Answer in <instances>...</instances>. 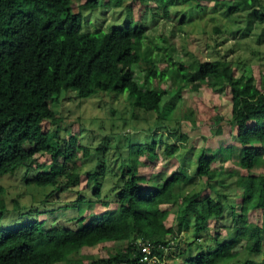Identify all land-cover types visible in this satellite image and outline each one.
<instances>
[{
  "label": "trees",
  "instance_id": "16d2710c",
  "mask_svg": "<svg viewBox=\"0 0 264 264\" xmlns=\"http://www.w3.org/2000/svg\"><path fill=\"white\" fill-rule=\"evenodd\" d=\"M126 1L85 0L76 12L74 0H0V178L23 169L26 189L34 185L42 190V209L57 204L77 212L85 202L91 204L87 208L96 203L107 206L99 214L78 218L71 228L52 225L45 229L34 218L24 220L17 203L13 212L20 218L13 220L0 204V264H80L76 254L102 242H125L126 247L90 264H236L243 252L262 258L242 264H264V80L257 84L251 76L236 77L220 52L188 69L178 63L166 75L150 59L151 52L142 50L146 12L169 18L173 9L181 15L180 25L197 24L203 34L210 29L208 35L215 47L220 40H227L231 21L242 11H250L251 22L263 35L264 0H210L211 5L202 4V0ZM131 2L138 6V16L124 27L94 32L85 29V11L135 6ZM206 16L213 22L210 28ZM132 65L142 70V85ZM164 78L170 80L168 89L152 87L153 80ZM203 83L212 84L215 92L230 90L231 118L225 129L229 135L234 133L237 160L231 147H219L218 153L200 149L198 156L194 149L185 151L189 136L182 131V120L160 116V102L175 85L177 90L183 84L198 89ZM68 93L71 96L66 100L79 101L101 94L115 98L125 94L132 109L157 113L155 127H147L140 135L135 134L137 129L124 134L127 127L123 126L137 119L123 118L113 145L107 136L99 143L92 141L91 130L82 131L79 137L61 136L59 124L66 115L57 111V104ZM102 119L95 121L104 126ZM45 122L56 129L45 130ZM190 124L195 122L191 119ZM224 132L218 125L215 134ZM177 153L181 161L177 171L170 176L159 173L160 184L146 189L145 177L139 173L143 165L140 158L158 160L162 154L161 158L167 159ZM36 155L49 157L50 162L37 165L30 179L28 171ZM218 157L224 163L236 160L241 169L230 173L235 187L241 189L240 214L235 213L226 239L220 241L215 233L208 242L195 241L196 251L177 255L180 245L167 239L177 232L165 225L167 214L160 207L179 204L178 226L192 213L198 223L206 216L219 218L224 211L220 194L207 196L198 210L200 193H185L195 178L210 185L214 177L224 173ZM193 158L196 160L190 164ZM87 164L85 187L80 189V167ZM256 167L262 169L261 174L253 172ZM61 194L70 197L61 199ZM109 202L117 209H108ZM253 211L261 216V224L248 222ZM203 230L197 227L198 240ZM143 246H148L149 253L142 252Z\"/></svg>",
  "mask_w": 264,
  "mask_h": 264
},
{
  "label": "rangeland",
  "instance_id": "374dc122",
  "mask_svg": "<svg viewBox=\"0 0 264 264\" xmlns=\"http://www.w3.org/2000/svg\"><path fill=\"white\" fill-rule=\"evenodd\" d=\"M231 2L232 0H223ZM85 0H74L75 11H79L78 4L81 5ZM126 3H130L127 0ZM132 3V2H131ZM212 1L202 0V4ZM133 7L128 5L125 8H118L115 10H93L85 11L87 24L85 29L90 32L105 30L113 28L124 27L128 22L135 19L138 15V6L136 3ZM250 11H242L236 14L231 21V31H227L225 38L227 40H220L214 47V41L209 38L210 29L203 34L200 26L197 24L180 25L179 20L181 15L175 13L172 9L169 18H162L154 11L146 12L143 22L145 23V36L142 43V50L150 51V59L154 62L159 71L166 75L169 70H172L178 63L188 69L192 64L204 61L206 59L216 56L220 52V56H226L230 66L234 69L235 76L241 75L251 76L255 83H261L264 80V34L261 35V29L252 23L249 17ZM154 15V16H153ZM157 15V16H156ZM208 27L213 23L206 16ZM261 35V38L259 37ZM209 44V46H208ZM131 70L138 82L142 85V70L138 65H132ZM170 80H153L152 87H159L163 90L170 87ZM176 85L168 94H165L159 105V113L163 118L182 120V131L189 136V141L185 144V151L188 149L195 150V155L200 149L206 152L218 153L219 147H231L233 156L236 160L239 159L238 144L234 133L228 134L226 127L231 118V99L230 90L226 88L223 91L215 92L212 84H202L198 89L192 88L190 85L183 84L179 90ZM67 95L60 98L57 104V111L64 112L66 118L59 124L61 136H80L82 131H92V141L99 143L104 136L109 139V144L113 145L117 142V137L114 134L118 133L117 127H121L122 119H130V116L135 117L132 124L124 125L127 127L124 134H132L134 129H137V135L142 134L147 127H155L153 122L157 113L149 111L144 112L137 109H132L128 97L124 94L119 97L107 95H96L86 101L66 100ZM71 96V95H70ZM97 107H101L98 109ZM105 118L104 126H100L95 119ZM186 118V119H185ZM195 122V125L190 124V120ZM95 121V122H94ZM110 124L114 125L111 127ZM222 126L225 130L223 135H216L217 126ZM45 130L53 132L56 126L47 122L44 123ZM83 129V130H82ZM88 139V137H86ZM111 152V151H110ZM106 156V155H105ZM155 159L151 156L140 158L143 165L139 168V173L144 175V187L147 189H154L156 185L160 184V179L157 175L161 172L170 176L172 172L177 171L180 165V156L178 153L172 158ZM218 156V154H217ZM34 164L28 171V177L31 179L37 172V165H45L50 162L49 157L36 155L34 157ZM80 160V159H79ZM79 160L75 163L80 166ZM196 158L190 161V164L195 162ZM218 160L220 158L218 157ZM235 160V161H236ZM235 161L222 162L220 160V171L224 172L218 177L211 180L210 185L204 182L203 179L195 178L194 183L186 187L185 193L198 192L200 193L199 200L196 203V208L201 209L200 202L205 200L207 196L221 195L220 201L223 205L224 211L219 218L206 216L205 220L200 223L196 221V215L190 214L178 226L177 217L180 211L179 204L162 205L161 211H165L167 216L164 220L167 227H171L176 235H167L168 240L178 243L180 249H177L175 254L184 252V255L196 251L195 241L203 243L209 241L219 233L218 239L220 241L226 239L227 229L233 225L235 213L240 214L241 206V189L235 187L234 177L230 173L240 172L241 169L236 166ZM92 165V164H91ZM37 166V167H36ZM90 165L80 167L81 183L80 189L85 187V171L89 169ZM192 167V166H191ZM191 167L189 169H191ZM218 167L217 162L213 164V168ZM256 174H261L262 169L256 167L253 170ZM192 173V170H189ZM23 177V169L14 171L13 174L6 175L0 178V204L6 207L9 212L10 219L20 218L18 213L13 212L15 204L17 203L22 208L21 217L24 220H31L42 223V226L51 228V226H60L62 228L72 227L78 218L99 214L104 211L107 206L101 203L91 204L85 202L82 208L76 210L61 209L60 205H47L42 209L40 200L42 190L37 189L34 185H30L31 189L27 190L23 185L25 180ZM63 199V195H58ZM57 196V197H58ZM66 196L64 199H67ZM86 198V197H85ZM218 200V197H216ZM54 203V202H51ZM110 210H116L117 205L109 202ZM179 207V208H178ZM41 208V211L39 209ZM183 206L181 207V209ZM46 210V211H45ZM39 211V213L35 212ZM43 211V212H42ZM7 218V220L9 219ZM6 220V221H7ZM261 216L258 212L253 211L248 215V222L254 224H261ZM57 224V225H56ZM50 226V227H49ZM202 227L203 233L197 239L196 229ZM177 245V244H176ZM126 247L125 242H102L94 247L83 248L79 251L75 260H79L80 264H90V262L106 258L117 250ZM264 250V243H263ZM261 255H249L243 252L237 259L236 264H242L244 261L260 262Z\"/></svg>",
  "mask_w": 264,
  "mask_h": 264
},
{
  "label": "built area",
  "instance_id": "2783aa9c",
  "mask_svg": "<svg viewBox=\"0 0 264 264\" xmlns=\"http://www.w3.org/2000/svg\"><path fill=\"white\" fill-rule=\"evenodd\" d=\"M141 250H142V252H144V253H149V248H148V246H143Z\"/></svg>",
  "mask_w": 264,
  "mask_h": 264
}]
</instances>
